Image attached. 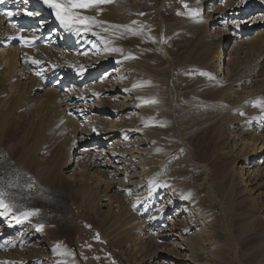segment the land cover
Listing matches in <instances>:
<instances>
[{"label":"bare ground","instance_id":"bare-ground-1","mask_svg":"<svg viewBox=\"0 0 264 264\" xmlns=\"http://www.w3.org/2000/svg\"><path fill=\"white\" fill-rule=\"evenodd\" d=\"M123 1L114 0L113 9L105 12V6L100 4L81 9L82 13L90 15L88 17L93 19L88 21L86 26L76 25L68 28L61 24L55 10L49 7L45 0H0V7H4L0 12V145L6 142L5 134L13 112L20 108L25 112L22 113L23 117H27L26 128L23 129L18 144H9L10 153L18 152L21 162L28 159L35 163L34 173L40 182L46 176L50 187L58 191L67 187L70 197L92 210L91 213L105 223L104 236L121 245V252L132 257L135 264H151V261L141 257L144 241L151 245L166 241L168 250L176 251L173 258L175 264H208V256H214H207L208 236L205 226L208 223L198 212L200 210L197 211L192 204L194 192L192 189L188 192L184 189L186 192H183L178 187L181 184L176 176L163 175V165L154 155L158 134L150 123L158 122L166 114H170L175 121L177 119L175 109L179 107L174 85L165 82L166 88H169L165 101L159 95V85L152 80L157 74H164L166 71L170 73L172 59L165 51L164 64L153 68L148 66L144 59L119 57L114 53L108 55L116 47L111 41L113 34L106 36L99 28L109 25L129 27ZM194 1L196 5L193 12L196 17L191 21L194 23L192 29L197 36V45L200 46L197 56L202 66L208 69L205 72L208 75L200 76L192 86L193 89L206 94V99L202 103L192 102L184 121L188 128L186 133L192 137L198 132L203 135L209 133V136H216L215 139L226 134L230 138L227 151L239 154L237 161H240V165L237 170L230 168L224 174L225 186L231 195H238V203L246 202L250 205L247 210L249 223L234 235L229 234L234 236L236 244L231 243L229 246L233 248L231 255L230 249L225 253L221 246L220 264H264V231L261 228L264 227V218L251 207L259 195L264 196V165L260 167L261 163L264 164V62H256L264 48V31H256L244 38H241L238 32L239 28H251L253 20L250 26H246V21L250 18L255 22L258 17V13H254L256 15L253 18L241 21L239 18L245 12L254 8L264 13V0H219L220 6L214 7V13L217 15L214 18L208 12L211 2ZM203 6L207 8L204 13L201 12ZM9 12L16 20V27L5 23ZM259 15L261 17V14ZM216 23L221 24V29L211 33L209 27ZM229 24L231 28L227 29ZM23 28H27L23 37L26 40L31 36L34 39L38 37L37 34H43L51 46L44 44L28 48L26 41L23 43V39H19ZM161 31L164 32L163 26ZM231 37L234 39L232 42ZM109 41L112 45L108 44ZM227 45L228 54L223 58ZM36 52H40L41 58ZM55 53L61 55L62 59L58 62H54L52 58ZM117 58H122V65L118 64L120 61L118 62ZM108 64L114 66L110 72L112 79L102 81L100 72ZM42 68L45 72L48 71L45 81L50 83V87H44L45 103L39 105L37 115L30 114L32 98L28 94L31 81L28 82L27 79L31 78L30 75L33 78L37 76V70ZM56 74L59 78L54 82L52 78ZM138 78L145 79V82L139 85ZM244 81L252 83L239 88ZM72 83L75 85H71ZM81 85L85 87L82 96L76 93ZM63 86L66 87V96L63 92L60 93ZM103 94H106V97L102 96ZM38 102L37 105L42 101ZM257 102H262V106H256ZM106 106L110 108L107 112L111 116L107 122L97 121L90 115L92 112H103L107 109ZM41 123L48 124L50 129L54 127L55 134L70 131L74 135L73 139L78 136L77 139L87 143L94 152L101 148L108 137L119 136L124 147L120 145L119 148L113 149L109 145L105 151L99 149L97 152L105 155L103 166L112 170L109 172L112 176L101 177L96 176L97 173H90V168L94 167L92 165L81 169L75 165L69 175H66L61 169L71 167L68 154L62 158L61 163L58 161L59 167L49 169L37 154L41 143L38 126ZM233 129H236V132H233ZM30 134L33 141L27 144L26 138ZM186 148L189 149L186 151L189 163L199 167V163L190 159L191 149L187 146ZM247 164L257 166L253 173ZM208 189L211 190L210 187ZM253 189L257 191L256 194L252 192ZM118 190L124 195V201H110L109 193ZM164 213H172L171 216H178L180 219L171 222L170 216L167 221ZM17 214L0 197L1 243L13 240L17 245L15 251L20 254L35 236L26 230V226L20 224L24 219H19ZM179 222L182 223L179 225ZM194 229L198 231L199 236L189 237L190 231ZM252 229V235L246 240L243 235ZM46 234L41 241L46 248L42 249H47L50 253L54 250L53 241L58 239V236L50 228ZM240 243L242 247L239 246ZM57 248L59 247L56 243ZM63 255L66 258H74L70 252Z\"/></svg>","mask_w":264,"mask_h":264},{"label":"rangeland","instance_id":"rangeland-1","mask_svg":"<svg viewBox=\"0 0 264 264\" xmlns=\"http://www.w3.org/2000/svg\"><path fill=\"white\" fill-rule=\"evenodd\" d=\"M126 1L124 0L122 4H125L126 21L129 27L120 28L110 25L109 27H99L103 34H107L108 36L113 34L111 41L116 47L112 49L113 51L108 55L114 53L115 56L119 57L144 59L148 66H152L153 68H158L159 65L164 64L165 51L171 57L172 67L170 73L166 71L164 74H157L158 76L152 80L156 82V85H159V95L161 99L164 98L165 101L169 94V88H166L165 82H168V85L170 83L174 85L177 92L179 108H177L178 110L175 109L176 121L170 114H166L165 117H162L158 122L150 123L154 127L153 130L158 134L156 143L157 150L154 155L155 159L160 161L159 163L163 165V175L171 177L176 176L180 181L179 184H181L178 185V187L181 188L183 192H188L191 189L193 190L194 197L192 198V204L197 211L200 210L198 212L203 215L208 223L205 226L207 228L205 232L208 236L209 247H207V256L208 254L214 255L208 256V264H220L219 257L221 258V246H223V251L225 253H228L230 249L231 255L233 248L229 246L231 243L236 244L235 238L232 235H234L236 231L243 230L246 223H249V221H247V210L250 205L246 202L241 204L238 203L236 201L238 200V195H231L225 186L226 180H224V174L230 168H235V170H237L238 165H240V161H237L239 159V154L235 155L236 152L231 151L232 153H229L227 151L230 145V138H228L226 134L221 135L219 139H215L216 136L214 137L213 134H211L210 137L208 135L209 133L203 135L202 132H198L195 133L193 137L186 133L187 126L184 125V121L192 102L198 101L202 103L206 99V94L192 88V86L197 83L200 76H202L201 73L208 71V69L202 66L197 56L200 46L197 45V36L195 30L193 31L194 26H192V24H194L192 23V19L196 17L193 12V7L196 3L194 0ZM113 2L114 0L100 3V5L105 6L103 11L105 12L107 10L110 11L111 8L113 9ZM207 2L213 4L210 5L211 8L208 12L213 15L212 18L216 17L217 15L214 13V7H219L220 1L208 0ZM185 5H187V7H185ZM206 9L203 6L201 12H206ZM75 11L86 16V13H82L81 9H75ZM254 13H258L257 18H259V14H261V19L255 18V22L254 19H250L249 17L253 18L256 15ZM263 14L264 13L260 10L253 8L245 12L242 16L243 18H239L241 21L249 18L246 21V26H250L253 20L251 28L238 29L241 38L249 37L256 31H264ZM219 20L220 19H218V21ZM95 22L93 23L96 26ZM162 26L164 27L163 33L161 31ZM219 28L221 29V24L216 23L214 26L209 27V30L213 33L218 31ZM226 28L230 29L231 25L229 24ZM26 30L27 28L21 30L19 39L24 37ZM32 39L31 36L30 39L27 38L28 41L26 38L20 40L23 41V43H25V40L28 47ZM233 40L234 39L231 37L230 42ZM112 43L109 41L108 44L112 45ZM17 44H20V42H17ZM228 46L229 45H227L225 51H223V58H226L228 54ZM36 53L39 58H41L40 52ZM56 54L57 53L54 54L55 57H52L54 62L56 60V62H58L62 59L60 54H57V56ZM251 57L252 54L250 55V58ZM259 58L260 59L256 62H264V48L260 51ZM121 60L122 58H117V61H120L118 63L119 65H122ZM44 67L47 66L44 65ZM113 68L114 66L109 64L103 68L100 72L101 76H103L102 81L108 80L109 78L112 79V76H110L112 74H110V72L113 71ZM37 71H39L37 73L38 75L34 76V78L30 75L35 81L31 78L27 79L28 82L31 81L29 83L31 87L28 94L32 98L30 102L31 108L29 110L30 114L39 112L41 104L45 103L44 87H50V83L47 84V81H45L48 71L45 72L43 68ZM58 78V74H56L52 79L56 82ZM38 82L42 83L40 84ZM144 82L145 79L138 78L137 83L139 85ZM251 83V81H244L240 84L239 88H244ZM244 84H246V86ZM71 85L75 84L72 83ZM81 86L80 89L78 86L75 87L80 90L76 93L82 96L85 87L83 88V85ZM65 89L66 87L62 88L60 93L63 92L66 96ZM102 96L106 97V94ZM38 99L42 102L39 103L40 101ZM37 102L39 103L38 105ZM110 102L112 103V100H110ZM106 108L107 109L101 113L92 112L90 115H93L97 121L101 120L100 122H107L108 119H111V116L107 112L110 108L107 106ZM13 113L5 134L6 142L0 145V197L13 208L15 214L18 213L19 219H24L20 221V224L26 226V230L33 233L35 237L31 239L27 248L20 254L16 253L15 249L17 245L13 240L11 242L8 241V243H1L0 239V264H135L132 257L121 252V245H117L104 236V229L106 228L105 223L98 219L96 215H93L91 213L92 210H89L70 197L67 193V187H64L60 191L54 187H50L46 176L43 178V181L40 182V179H37L38 177L34 173L35 163H31L28 159L21 162L18 152L10 153L9 144L13 142L18 144L21 141L22 131L26 128L25 122L27 121L25 120L27 117H23V112L20 108ZM23 114H25V112ZM29 116L28 114V117ZM38 128H40L41 132L39 135L41 143L37 149V154L49 169L51 167V169L54 170L59 167L62 158L68 154L71 167L68 169H61V172H65L66 175H69L75 165L80 169L87 165H92L94 167L90 168V173L94 175L97 173L96 176L101 177H107L108 175L112 176V174L110 175L109 173L112 170L103 166V157H105V155L97 152L99 149L105 151L109 145H111L113 149L119 148L120 145L124 147L122 143H120L119 136L114 135L113 137H108L103 142L101 148H98L97 152H94L87 143L83 140H78V136L74 138V140V135H72L70 131L64 134H55L54 127H51L52 130L50 126L45 123H41ZM37 129L35 131H37ZM233 132H236V129H233ZM51 134L54 137H52ZM226 139L227 141H225ZM26 141L27 144L33 141L31 134L26 138ZM226 142L228 143L226 144ZM182 143H185V148ZM186 146L191 149L190 159L199 163V167H195L189 163L187 159L188 153L186 152L189 149L186 148ZM263 165L264 164L261 163L260 167ZM247 166L249 170L252 171L251 173H253L255 167H257L251 164H247ZM209 187L211 190L208 189ZM252 188H254V186H252ZM210 191L211 193H209ZM252 192H255V190L253 189ZM110 193V201L124 199V195L119 190L118 192ZM256 193L257 191L255 194ZM122 195L123 197H121ZM251 207H253L252 209L254 212L260 214L262 219L264 218V196L261 197L259 195L255 204ZM26 213H30L27 218H25ZM171 214L172 213H164L167 221ZM176 217L177 218L171 216V222H174L175 219H180V217ZM262 221L264 223V219ZM181 223L182 222H179L178 224L180 225ZM49 228L53 229L56 236H58V239L53 241L55 244L54 250L50 251V253L52 252L53 254L48 253L47 249L43 251L46 246L41 242L44 236H47L46 233ZM261 228L264 231V227ZM252 233L253 229L251 231H246L243 236L247 240ZM229 234H232V237ZM189 235V237L199 236L196 229L191 230ZM56 243L59 247L57 249ZM143 245L141 257L144 260L148 259L151 261V264H175L173 258L176 256V251L168 250L169 245L166 241L161 243L156 242L155 245H151L147 241H144ZM239 246L242 247V243H240ZM67 252L72 253L74 258H66L63 254ZM16 259H18L17 262Z\"/></svg>","mask_w":264,"mask_h":264},{"label":"snow or ice","instance_id":"snow-or-ice-1","mask_svg":"<svg viewBox=\"0 0 264 264\" xmlns=\"http://www.w3.org/2000/svg\"><path fill=\"white\" fill-rule=\"evenodd\" d=\"M49 4V7L55 10L56 17L60 20L61 24L65 27L72 28L76 25H85L93 18L88 16H83L75 9H88L96 4L111 2V0H45ZM187 7V5H185ZM11 16L12 13H7ZM87 30V28H86ZM21 39H24L21 37ZM33 63H39L38 61H33ZM202 75H208L207 73H201ZM256 106H262V102H257ZM6 207V205H5ZM30 215V213L25 214V218Z\"/></svg>","mask_w":264,"mask_h":264}]
</instances>
